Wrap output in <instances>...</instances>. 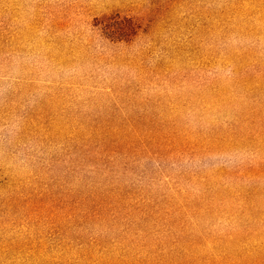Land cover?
Segmentation results:
<instances>
[{
    "label": "rangeland",
    "instance_id": "rangeland-1",
    "mask_svg": "<svg viewBox=\"0 0 264 264\" xmlns=\"http://www.w3.org/2000/svg\"><path fill=\"white\" fill-rule=\"evenodd\" d=\"M0 264H264V0H0Z\"/></svg>",
    "mask_w": 264,
    "mask_h": 264
},
{
    "label": "trees",
    "instance_id": "trees-1",
    "mask_svg": "<svg viewBox=\"0 0 264 264\" xmlns=\"http://www.w3.org/2000/svg\"><path fill=\"white\" fill-rule=\"evenodd\" d=\"M127 28H128V27H127ZM131 29H133V28H129L128 31H129V32L132 31ZM110 31H111L113 37H114V38L117 37V39H120L122 36L125 35V34H124L123 25H122V23H119V22H117L116 27H112ZM122 33H123V34H122ZM127 36H128V35H127Z\"/></svg>",
    "mask_w": 264,
    "mask_h": 264
}]
</instances>
